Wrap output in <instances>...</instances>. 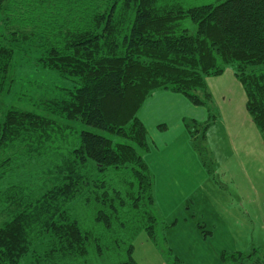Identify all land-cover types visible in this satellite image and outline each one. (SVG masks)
I'll list each match as a JSON object with an SVG mask.
<instances>
[{
	"label": "trees",
	"instance_id": "1",
	"mask_svg": "<svg viewBox=\"0 0 264 264\" xmlns=\"http://www.w3.org/2000/svg\"><path fill=\"white\" fill-rule=\"evenodd\" d=\"M188 18L197 26L194 34L184 27ZM2 21L11 41L36 37L43 24L39 33L44 31L51 48L39 57L42 66L77 77L75 90L49 102L53 112L134 144L82 131L80 144L53 164L41 186H33L25 183L22 167L52 146L62 126L10 106L0 118V264H26L30 256L42 264H94L91 254L98 258L120 243L127 255L115 264H138L130 241L142 230L155 240L158 224L154 176L141 153L150 149L148 131L138 112L157 89L205 105L211 101L206 75L233 65L264 140V0L194 6L181 0H0ZM13 52L0 39V88L5 85L6 92ZM110 168H126L131 178L114 184L94 179L93 169ZM94 188L100 205L95 221L103 229L98 236L83 229L67 207Z\"/></svg>",
	"mask_w": 264,
	"mask_h": 264
},
{
	"label": "rangeland",
	"instance_id": "2",
	"mask_svg": "<svg viewBox=\"0 0 264 264\" xmlns=\"http://www.w3.org/2000/svg\"><path fill=\"white\" fill-rule=\"evenodd\" d=\"M181 1L185 6H194L204 3L217 4L222 0ZM183 24L191 34L196 32L197 26L191 19H185ZM42 26L43 24L37 26L36 34L38 35L32 39L11 41L8 38L10 31L3 21L0 23L2 48L14 51L9 72L11 89L6 92L5 85H1L2 88H0V118L10 106L14 105L55 118L62 126L58 138L52 146L50 143L47 144L43 155L32 157L31 163H27L28 158L26 162L23 160L26 163L22 167L25 183H33V186H41L45 175L48 174L53 164L60 162L63 154H68L73 147L80 144L82 131L88 130L105 135L113 138L115 142L134 144L130 139L111 135L105 129L84 123L79 119H68L50 109V101L54 103L64 99L70 91L75 90L78 83L77 77H64L56 70L46 69L42 66L39 57L46 54L51 48V45L47 43L48 36L43 35L44 31L39 33L42 31ZM6 32L8 36L5 35ZM4 52L5 50H3ZM205 80L206 88L212 95L211 101H206L205 105H189L192 109H188L178 101L174 103L172 98L168 100V103L160 101L152 105L154 99L150 100V98L155 91H171V89L165 88L155 90L147 98L138 112V117L146 121L149 144L153 141L156 144L152 145L151 152L141 151V153L142 155L144 153L145 159L151 164L155 196L158 178L154 163L157 145H162L164 142V138L158 135V132H167L166 134L171 140L170 145H174L172 141L175 140L179 145H186L182 138L183 135L176 138L179 129L175 116L194 114L200 122L210 116L211 123H216V125L210 132V138L206 135L205 143L199 133L206 131V124L204 126L195 125L190 117H187L183 123L184 125L186 122L190 123V129L196 136L194 139L196 146L202 153L207 155L208 149L206 148H208L207 145H210L211 154H216L213 149L218 154L221 153L220 155L228 154L227 158L223 159L224 162L215 163V166L218 164L220 167L219 178L216 177L215 183L211 184L212 187H219L221 193V178V182L227 185L228 190L220 194L217 193L216 188L212 202L221 200L217 207L208 208L206 202L205 207L199 206L201 199L192 207L190 214L181 216L179 220H176L175 216L178 210L173 209L174 201L161 202L162 210L158 209L155 202L154 212L158 219L155 240L150 239L147 232L142 230L133 241H130L134 245L133 256L138 264H264V160L260 158V156H264V144H260L258 141L264 140H262L261 133L256 128L247 109L246 90L237 78L234 66H226L219 74H208ZM199 94L203 95V91L200 90ZM180 95L190 102L185 94L180 93ZM173 106L174 109H171ZM164 110H167L164 112L165 115L163 113L156 115ZM164 126H167V129ZM203 127L205 128L203 129ZM223 127H226L225 133L221 129ZM187 129L189 128L187 127ZM253 132H258V138L253 136ZM212 133L215 135L212 136ZM230 138L234 141V147L230 143ZM251 150L256 155L255 157H249L248 154ZM237 155L241 158L242 167L240 168L237 164L239 162ZM244 155L245 157H242ZM18 160L20 161L21 158ZM211 165L212 163L210 167ZM91 166H93V162H90L89 167ZM93 170L94 179H106L111 184L131 178V173L126 168ZM206 173L203 172L202 175ZM2 185H4V180L0 177V187ZM50 185L51 183H48V186ZM196 187L199 188L200 184ZM255 191L258 192L260 201L256 198V200L241 202V194L248 197L255 194ZM95 197L96 189L94 188L80 195L78 199L67 203V207L71 216L78 221L83 229L90 230L98 236L103 233V229L95 221L96 210L100 208V205H96ZM206 199L204 198L205 201ZM194 213L196 216L192 217ZM112 240L114 239L103 238V242ZM125 248L126 245L122 243L119 247L116 244H110L109 248L98 258H96V254H91L90 259L94 264L97 262L115 264L125 259L127 255ZM29 259L26 264H42V262L35 261V257L30 256ZM65 264L84 263L75 260Z\"/></svg>",
	"mask_w": 264,
	"mask_h": 264
},
{
	"label": "crops",
	"instance_id": "3",
	"mask_svg": "<svg viewBox=\"0 0 264 264\" xmlns=\"http://www.w3.org/2000/svg\"><path fill=\"white\" fill-rule=\"evenodd\" d=\"M170 98L173 99L174 103L178 101L179 103H182L185 107H188V109H192L190 108L189 105H195L192 102H187V100H185V98H183V96H181L179 92H175L172 90L171 91L163 90L158 92L155 91V93L152 95L150 100L154 99L152 102L153 105L160 101L168 103V100ZM211 99H212V95H211ZM171 109H174V106ZM167 110L169 111V109ZM167 110L157 113L156 115H161V113L165 115L164 112ZM175 117L178 120V129H179L176 134V138L180 135H183L182 138L186 142V145H179L177 143V140L172 141L174 145H170L171 140L170 138H168L167 136L168 134H166L167 132H162V133L158 132V135L164 138V142L162 143V145H157V153L154 164L157 171L158 180H157V190L155 192L154 197H155L156 205L160 210H162L163 208L161 202H165V200H171V202L174 201L173 209L175 211L178 210L175 213V216H176V220H179L181 216L190 214L189 212H191L192 207L201 199L202 201L200 202L199 206L203 205L205 207V202H206L208 208H215L220 204L221 200L220 201L215 200L214 202H212V199L216 194L215 192L216 188H217V193H220V191H219V187H212L211 184L215 183L216 177L219 178L220 167L218 164L215 166V163L224 162L225 160L223 159L227 158L228 154L220 155L221 153L218 154L215 149L213 150L216 152V154L213 153L211 154L210 145H207L208 148H206L208 149V154L205 155V153H202L201 150H198L199 149L198 146H196L195 143L196 140H194L196 139V136L194 135L193 131L190 129L191 127L190 123L186 122V125H184L183 123L185 122L187 117H190L191 121L194 122L195 125L201 124V126H204V124H206L205 125V127H207V129H205L206 131L199 133L200 138L203 137L205 143L206 135H208V137L210 138V132L214 130V127L216 125V123H211L212 118H210V116H208L206 120H203V122H200L198 117H196L194 114L190 116L181 114V115H176ZM142 120L146 125L145 119ZM186 126L189 129H187ZM205 127H203V129ZM164 128L167 129V126H164ZM221 129L225 133L226 127H223ZM211 135L213 136L215 134L212 133ZM253 136L258 138V132L256 133L253 132ZM260 136L262 137V134ZM258 141L260 144L262 143L264 144V141L261 140ZM230 143L233 146L234 141L231 140V138H230ZM153 144L156 143L153 141L151 144H149L150 152L152 151ZM248 155L249 157L256 156L253 153V150L249 151ZM242 157H245V155ZM260 158L264 160V156L263 157L260 156ZM149 159L152 162V159L150 157ZM237 160L239 161L237 163L238 168L242 167V164L240 163L241 158H239L238 155H237ZM211 163L212 165L210 167ZM149 166H151V164H149ZM203 172H207V173L202 175ZM220 183H221L220 194H223L228 190V187L226 184L221 182V178H220ZM198 184H200L199 188L196 187ZM240 196H241L240 198L241 202H244L245 200H253V199L256 200V198L258 201H260V197L257 191H255V194H253L252 196L245 197L243 196V194H241ZM204 198H207L206 201L204 200ZM195 216L196 214L194 213L192 217Z\"/></svg>",
	"mask_w": 264,
	"mask_h": 264
}]
</instances>
